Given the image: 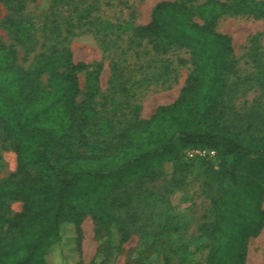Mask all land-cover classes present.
<instances>
[{
    "label": "trees",
    "instance_id": "trees-1",
    "mask_svg": "<svg viewBox=\"0 0 264 264\" xmlns=\"http://www.w3.org/2000/svg\"><path fill=\"white\" fill-rule=\"evenodd\" d=\"M0 1L14 3L18 13L23 9L24 0ZM74 2L52 0L54 7ZM250 13L264 16V0H163L147 24L132 26L129 38L135 46L146 42L155 54L190 51L189 60H180L190 62L192 70L178 98L160 105L149 119L139 115L134 86L168 79L167 59L153 58L159 64L143 81H132L115 66L104 112L96 108V90L78 100L79 72L87 65L75 62L69 35L91 14L90 7L76 3L65 16L53 12L28 69L19 63L16 45L36 50L32 25L20 16L0 21L15 37L10 44L0 38V136L19 160L16 171L0 177V264H50L52 255L64 253L69 244L80 257L87 215L99 239L92 264H113L131 236L120 196L155 164L177 160L195 146L230 158L227 187L214 199L210 219L198 226L193 249L160 237L151 247L163 251L166 264L183 247L190 259L184 264L194 262L191 256L200 247L208 248L206 264H247L249 241L264 228V112L239 128L229 122L240 81L230 82L238 72L233 41L217 24L222 16ZM13 201H22L20 211L12 212Z\"/></svg>",
    "mask_w": 264,
    "mask_h": 264
},
{
    "label": "rangeland",
    "instance_id": "rangeland-1",
    "mask_svg": "<svg viewBox=\"0 0 264 264\" xmlns=\"http://www.w3.org/2000/svg\"><path fill=\"white\" fill-rule=\"evenodd\" d=\"M74 1L64 7H54L52 0H24L23 9L19 13L14 3L6 5L0 1V21L9 16H20L32 25V32L36 34L35 51L29 52L24 45H16L18 61L25 69L31 67L40 51L44 42L43 27L55 17L52 13L65 16L74 8V4L79 3V8L90 7L91 14L81 20L82 25L74 27V34L69 35L75 62L87 65L86 69L79 72L82 92L78 100L87 99L89 92L96 90V108L104 112L105 95L113 89V68H124L126 76L132 81H143L159 64L153 58L169 60L172 72L165 81L134 86L138 93L135 102L140 106V117L149 119L160 105L170 104L178 98L192 70L190 62L181 63L180 60H189L190 51L186 48H171L166 54H155L151 45L144 42L135 46L129 38L132 26L147 24L153 7L163 0ZM197 20L202 22L199 18ZM66 28L64 24L63 35L67 34ZM217 30L230 35L233 41L238 72L231 75L230 82L240 81V87L232 94L234 106L228 120L234 128H239L249 118L254 119L264 112V16L257 13L222 16ZM13 34V30L0 26V38L6 44L15 42ZM99 64H102L101 69ZM125 112L128 114L126 116L131 115L128 109ZM123 113L117 111L121 118L124 117ZM190 148L185 149L184 155L177 160L166 159L155 164L148 174L141 177L140 181L131 183L128 191L120 196L123 205L120 210L126 218L131 236L123 244L113 264H166L163 251L158 246L151 247V242L159 237L161 240L172 238L175 244L188 245L189 249L195 247L198 226L210 219L214 199L220 195L222 188L227 187L224 172L230 158L217 153L213 156L196 154L190 157L187 154ZM0 156V177L17 170L18 154L1 136ZM22 205V201H13L12 212L20 211ZM82 227L81 256L72 251L69 244L64 253L62 251L52 255L50 264H92L99 239L90 215L84 218ZM165 228L171 229L170 233L161 234ZM184 248L179 254L172 253L174 258L169 264H184L183 260L189 263L188 248ZM207 253L208 248L200 247L191 256L194 258L191 264H206ZM247 264H264V228L258 237L249 241Z\"/></svg>",
    "mask_w": 264,
    "mask_h": 264
},
{
    "label": "built area",
    "instance_id": "built-area-1",
    "mask_svg": "<svg viewBox=\"0 0 264 264\" xmlns=\"http://www.w3.org/2000/svg\"><path fill=\"white\" fill-rule=\"evenodd\" d=\"M217 152L215 150H212L210 148H207V147H193V148H190L187 150V154L188 156L190 157H193L195 156L196 154H199V155H206V154H209L211 156L215 155Z\"/></svg>",
    "mask_w": 264,
    "mask_h": 264
}]
</instances>
